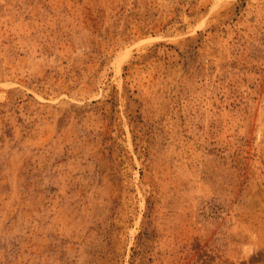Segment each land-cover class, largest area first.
Returning <instances> with one entry per match:
<instances>
[{"label": "rangeland", "instance_id": "obj_1", "mask_svg": "<svg viewBox=\"0 0 264 264\" xmlns=\"http://www.w3.org/2000/svg\"><path fill=\"white\" fill-rule=\"evenodd\" d=\"M0 264H264V0H0Z\"/></svg>", "mask_w": 264, "mask_h": 264}]
</instances>
